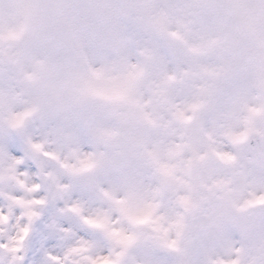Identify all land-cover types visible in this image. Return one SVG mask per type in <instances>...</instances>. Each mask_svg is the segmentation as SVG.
<instances>
[{
    "label": "clouds",
    "instance_id": "obj_1",
    "mask_svg": "<svg viewBox=\"0 0 264 264\" xmlns=\"http://www.w3.org/2000/svg\"><path fill=\"white\" fill-rule=\"evenodd\" d=\"M0 264H264V0H0Z\"/></svg>",
    "mask_w": 264,
    "mask_h": 264
}]
</instances>
